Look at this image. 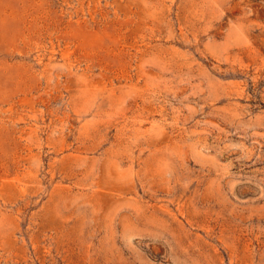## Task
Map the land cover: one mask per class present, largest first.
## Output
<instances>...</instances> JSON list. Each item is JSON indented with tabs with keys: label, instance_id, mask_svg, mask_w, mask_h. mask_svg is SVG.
<instances>
[{
	"label": "rangeland",
	"instance_id": "rangeland-1",
	"mask_svg": "<svg viewBox=\"0 0 264 264\" xmlns=\"http://www.w3.org/2000/svg\"><path fill=\"white\" fill-rule=\"evenodd\" d=\"M0 264H264V0H0Z\"/></svg>",
	"mask_w": 264,
	"mask_h": 264
}]
</instances>
